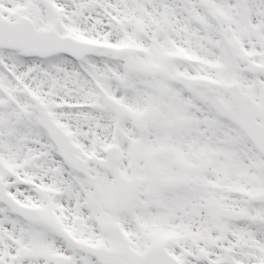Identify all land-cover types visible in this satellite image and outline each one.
I'll return each mask as SVG.
<instances>
[{"label": "snow or ice", "instance_id": "1", "mask_svg": "<svg viewBox=\"0 0 264 264\" xmlns=\"http://www.w3.org/2000/svg\"><path fill=\"white\" fill-rule=\"evenodd\" d=\"M0 264H264V0H0Z\"/></svg>", "mask_w": 264, "mask_h": 264}]
</instances>
